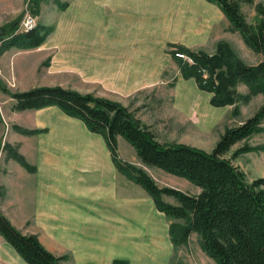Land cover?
Masks as SVG:
<instances>
[{"label":"crops","instance_id":"obj_1","mask_svg":"<svg viewBox=\"0 0 264 264\" xmlns=\"http://www.w3.org/2000/svg\"><path fill=\"white\" fill-rule=\"evenodd\" d=\"M178 1L175 7L180 6L184 13L179 26L165 36H151L145 34L139 16L146 0H70L62 11L68 6L78 11L56 22L39 47L14 46L1 57L5 63L13 59L15 65L23 56L16 62L18 69H13L23 90L40 84L73 83L72 88L84 93L101 89L98 94L103 96L113 92L129 95L154 82L144 57L170 55L162 50L169 43L194 49L204 45L213 27L224 18L221 8L209 0ZM26 2L8 0L5 6H14L0 14V25L14 20ZM112 6L117 9L116 16L96 19L94 10L101 14ZM109 22L112 24L106 25ZM32 55L45 66L41 74L34 68ZM48 55L52 56L49 63L43 62ZM152 67V72L160 75V62ZM181 83L195 86L210 102L212 93L201 90L194 78H183L178 93ZM195 88L181 86L182 100L191 107L187 110H197L206 124L201 109L207 107L206 114L214 116ZM2 117L0 147L8 142V147L17 149L34 168L29 170L13 154L0 157V210L19 230L37 235L46 249L64 256L62 264H114L116 260L170 263L176 248L170 236V219L143 186L118 169L103 134L91 131L84 121L55 105L15 109L8 118L5 114ZM124 139L118 137V159L142 165L134 146ZM151 170L157 175L164 171L157 167ZM0 264H28L1 234Z\"/></svg>","mask_w":264,"mask_h":264},{"label":"trees","instance_id":"obj_2","mask_svg":"<svg viewBox=\"0 0 264 264\" xmlns=\"http://www.w3.org/2000/svg\"><path fill=\"white\" fill-rule=\"evenodd\" d=\"M42 1L29 0L32 14H39ZM209 1L221 8L254 51L264 54V4L258 5L261 21L253 24L241 11L239 0ZM20 21L18 18L0 27V54L14 46L37 48L52 32L40 24L28 31H18ZM172 46L175 49L171 54L182 76L194 78L201 90L212 93V105H233L232 115L238 116L239 102L247 103L254 96L264 95V60L247 63L224 41L213 53ZM240 84L248 88L247 93L238 90ZM0 88L14 98L18 110L55 105L84 121L91 131L103 134L118 169L143 186L170 219V236L175 247L188 244L192 233H197L202 249L218 264H264V177L250 182L232 161L243 153L264 150V146L245 142L263 130L264 102L251 117L227 127L215 147L206 151L185 143L160 141L136 111L115 100L61 86H37L14 92L0 83ZM119 136L134 146L144 165L184 177L199 186L200 192L191 194L175 187H161L144 167L120 161ZM243 141L228 158L232 147ZM13 156L34 170L18 151ZM164 196L174 197L177 204L166 201ZM0 234L28 264H62L65 259L46 249L36 235L21 232L1 211ZM114 264L127 262L116 260ZM169 264L183 263L172 259Z\"/></svg>","mask_w":264,"mask_h":264},{"label":"rangeland","instance_id":"obj_3","mask_svg":"<svg viewBox=\"0 0 264 264\" xmlns=\"http://www.w3.org/2000/svg\"><path fill=\"white\" fill-rule=\"evenodd\" d=\"M7 1L8 0H0L1 15L8 13L7 8L9 6L10 9L12 8V6H14H5ZM239 1L241 11L244 13L247 21L253 24L259 23L262 19V16L258 12V5L264 4V0H253L252 2H249L247 0ZM177 2L179 1L146 0L144 10L139 15L140 21L143 22L146 35L165 36L170 31L169 29H172V31H174L175 28L179 26L184 13L183 9L180 6L175 7ZM69 3L70 0H43L41 3L39 14L34 15L30 10L31 7L29 4V0H27L23 12H20V14L10 22L20 18L21 24L27 15H32L36 17L37 24L41 23L47 29H52L56 25V22L62 21L64 17L74 16L76 14L75 12L78 11L77 10L74 12L73 8L69 6L65 11H62V7ZM177 5L179 4L177 3ZM86 7L87 5L84 7V9H86ZM116 11L117 9L115 6H112L111 9L107 8V12L101 14L94 10L95 15L97 16L96 19L98 21H102L104 17L106 19H111V16H116ZM170 20H173V23H171V25L169 23ZM2 21V23H4L6 19L3 17ZM5 24L0 25V27ZM111 24L112 23L109 22L106 25ZM223 41L228 42L240 55V57L247 63L256 64L264 60V54L254 51L245 42L241 32L233 26V24L229 21L225 14L224 18L220 20L218 25L213 27L209 39L206 41V43L204 45L196 47L195 49H201L208 53H213L217 50L218 45ZM172 45H182L187 48H193L181 43H169L168 46L166 45L162 50L167 51L170 55H162L160 57H144V66L146 70L150 68L149 71L151 72H149V74L153 73L154 82H152L149 86L137 89L129 95L113 92L111 94H108V96H103L98 94V92L100 93L102 91L101 89H97V91L95 92L84 93L78 89L72 88L71 85L73 83H65L64 86L41 84L39 86H61L64 88L74 89L83 94H93L98 97H104L121 102L124 105L129 106L131 110L136 111V115L142 120L144 124L149 126L155 132L160 141L185 143L194 147L204 149L206 151H211L215 147L217 141L220 139L227 127L242 123V121L251 117L259 109V107L264 102V95L259 94L257 96H254L247 103L243 101L239 102L238 105L240 106L241 113L238 116H234L232 115L233 105L214 106L208 101L207 94L199 91L195 88V86L190 85L189 83H181L178 93V85L184 77L180 72L178 64L173 60L171 51L175 49V46ZM3 53L0 54V83L2 85H5L8 89H10V91L14 92L29 90H23L25 89V87L21 85V81H19L17 78L15 72L17 70H13L14 66L15 69H18V65H16V62L18 64L23 56H19L14 65L13 59H9L8 62L5 63L4 58L1 57ZM32 56V60L35 63L34 68L37 69L38 74H41L43 71L42 67L45 66L41 65L39 57H35V55ZM51 57V55L44 57L43 62L48 61L47 63H49ZM157 62H160L161 66L160 75H156V72H152V66H155ZM184 85L195 88L198 93L204 96V99L206 100V103L211 110V114H213L212 116H214V120L212 119V121L204 124L200 120L196 109L195 112H191L192 110L189 109L187 110V108L191 109V107L182 100L181 86ZM238 90L241 93L248 92V88L244 84H240ZM13 99L14 98H12L7 92H4L2 88H0L1 122H4L2 114H5L6 118H8V113L16 109ZM207 109V107H204L201 109V111L203 113H206ZM262 127L263 130L261 132L254 134L245 142H248L251 145L264 146V123L262 124ZM124 141H126L131 147H133L126 139H124ZM245 142L243 141L235 144L226 156L228 158H231L232 153L238 147L242 146ZM120 147H122L121 144ZM16 150L17 149L13 147H8V142H5L4 147H0V157L2 156L3 158L4 155L11 156ZM232 161L236 166H238L242 171L246 173V177L250 182L256 178L264 177V150L243 153L236 158H232ZM138 166L144 167L151 176L154 175L157 179H155L154 176L153 178L161 187H175L191 194H198L201 190L199 186L193 184L184 177L177 176L166 171H162L160 172V175H157L156 172H153V170H151V167H148L143 163L142 165ZM197 187L199 188L198 192H196ZM0 194L1 206L3 201V192L1 189ZM164 199L170 203L177 204V200L172 196H164ZM199 239V234L192 233L188 244L179 245L175 248L173 260L176 262H181L183 264H218L202 249Z\"/></svg>","mask_w":264,"mask_h":264},{"label":"built area","instance_id":"obj_4","mask_svg":"<svg viewBox=\"0 0 264 264\" xmlns=\"http://www.w3.org/2000/svg\"><path fill=\"white\" fill-rule=\"evenodd\" d=\"M37 26V19L35 16L27 15L26 18L20 24L18 31H28ZM0 202H1V194H0Z\"/></svg>","mask_w":264,"mask_h":264},{"label":"bare ground","instance_id":"obj_5","mask_svg":"<svg viewBox=\"0 0 264 264\" xmlns=\"http://www.w3.org/2000/svg\"><path fill=\"white\" fill-rule=\"evenodd\" d=\"M202 117L207 118L208 122L212 121V119L214 120V118L210 117V115H207L206 113H204V115H202Z\"/></svg>","mask_w":264,"mask_h":264}]
</instances>
